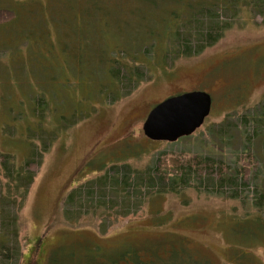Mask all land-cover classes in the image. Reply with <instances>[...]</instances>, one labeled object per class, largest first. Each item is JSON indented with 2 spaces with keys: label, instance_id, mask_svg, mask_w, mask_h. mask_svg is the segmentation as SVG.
Returning a JSON list of instances; mask_svg holds the SVG:
<instances>
[{
  "label": "rangeland",
  "instance_id": "374dc122",
  "mask_svg": "<svg viewBox=\"0 0 264 264\" xmlns=\"http://www.w3.org/2000/svg\"><path fill=\"white\" fill-rule=\"evenodd\" d=\"M117 6L113 0H0V8L15 14L0 28V154L22 163L49 146L19 215L21 258L41 239L42 264L51 257L57 264H120L123 256L124 264H141L135 253L155 264H264V211L254 205L261 203L257 191L264 196V136L251 138L239 120L264 103V20L243 14V27L199 56L162 62L154 51L145 61L140 33L133 32L144 22L131 16L124 26ZM112 55L136 68L142 83L121 76L118 93L112 78L98 74ZM133 62H144L148 76ZM193 91L212 99L204 125L174 143L146 139L142 126L150 110ZM245 146L259 165L236 200L188 188L152 198L133 218L119 214L116 221L81 207L86 188L114 167L140 172L162 153L198 154L234 167Z\"/></svg>",
  "mask_w": 264,
  "mask_h": 264
},
{
  "label": "trees",
  "instance_id": "16d2710c",
  "mask_svg": "<svg viewBox=\"0 0 264 264\" xmlns=\"http://www.w3.org/2000/svg\"><path fill=\"white\" fill-rule=\"evenodd\" d=\"M113 2L120 5L117 6L116 18L124 26L131 24V16L135 21L141 19L142 23L144 22L138 27L133 26V32L140 33L139 52L145 61L154 57V51L159 52L162 62H165L167 57L172 58L174 63L179 59L199 56L218 45L235 26L243 27V14L246 13L253 19L258 16L264 20V0H113ZM121 5L128 8V13L121 11ZM116 18H110V21L114 23ZM14 19L15 14L12 11L0 8V28L8 26ZM180 29L184 30L183 34L180 33ZM135 34L137 33L133 35ZM132 38L136 39L135 36ZM133 39L129 38L128 45L131 46L137 41ZM110 57L111 61L106 69L98 67V74L104 76L105 72L112 78L118 93L123 84L122 79L142 83L140 77L135 75L136 68L121 65L115 56ZM143 63L131 64L144 67L148 76V70ZM138 82L135 83L138 85ZM256 108L252 115L246 114L239 118L245 131H251V138L264 136V103ZM36 115L40 116L38 112ZM223 124L224 122L221 125ZM222 129L224 128L221 127L219 130ZM48 147L44 146V150L39 153L33 150L30 157L22 163L10 155L0 154V264H42L40 258H43L44 254L42 256L40 254L41 239L34 243V249L28 257L21 258L19 215ZM256 159L250 146H245L237 158L238 162H246L244 167L237 165V161L234 167H231L223 161L198 154L162 153L153 166L143 171L138 172L128 165H122L96 178L86 188V203H82L81 207L99 220L108 221L114 218L116 221L119 214L123 219L133 218L152 198L176 195L188 188L205 196L224 195L236 200L249 188L248 173L251 169L258 168ZM255 195V199L261 198V203L254 204L256 209L264 211V196L259 195L258 191ZM73 199H70L68 205L75 202ZM66 213L70 215V210ZM74 215L77 216L76 213ZM70 216L76 219L72 213ZM136 254L133 256L136 262L155 264L153 260L145 261L142 258L148 254L144 253L142 256ZM123 258H119L120 264H124L121 261ZM47 264H57V261L51 257Z\"/></svg>",
  "mask_w": 264,
  "mask_h": 264
},
{
  "label": "water",
  "instance_id": "95a60500",
  "mask_svg": "<svg viewBox=\"0 0 264 264\" xmlns=\"http://www.w3.org/2000/svg\"><path fill=\"white\" fill-rule=\"evenodd\" d=\"M212 99L202 91L169 97L154 106L142 126L146 139L174 143L192 136L210 115Z\"/></svg>",
  "mask_w": 264,
  "mask_h": 264
}]
</instances>
